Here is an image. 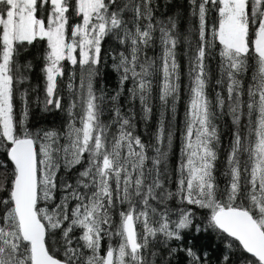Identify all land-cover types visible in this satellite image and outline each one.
I'll return each mask as SVG.
<instances>
[{
    "label": "snow or ice",
    "instance_id": "obj_1",
    "mask_svg": "<svg viewBox=\"0 0 264 264\" xmlns=\"http://www.w3.org/2000/svg\"><path fill=\"white\" fill-rule=\"evenodd\" d=\"M0 264H264V0H0Z\"/></svg>",
    "mask_w": 264,
    "mask_h": 264
},
{
    "label": "trees",
    "instance_id": "obj_2",
    "mask_svg": "<svg viewBox=\"0 0 264 264\" xmlns=\"http://www.w3.org/2000/svg\"><path fill=\"white\" fill-rule=\"evenodd\" d=\"M150 55H151V53H150ZM180 111H181V114H182V112H183V107H181ZM140 130H141V131L143 130L142 127H141ZM177 151H178V149H177Z\"/></svg>",
    "mask_w": 264,
    "mask_h": 264
}]
</instances>
